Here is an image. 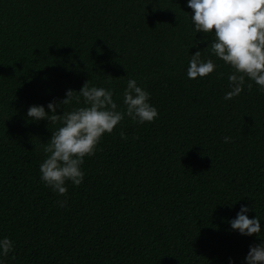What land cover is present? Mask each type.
<instances>
[{
  "label": "trees",
  "instance_id": "obj_1",
  "mask_svg": "<svg viewBox=\"0 0 264 264\" xmlns=\"http://www.w3.org/2000/svg\"><path fill=\"white\" fill-rule=\"evenodd\" d=\"M191 13L186 0H0L5 264H243L264 240V229L243 236L228 223L241 204L264 218V92L253 83L223 99L232 69L195 33ZM197 50L217 67L188 79ZM129 78L151 93L158 119L125 118L104 134L59 207L65 196L39 180V163L60 124L28 119L27 107L88 80L111 88L122 108Z\"/></svg>",
  "mask_w": 264,
  "mask_h": 264
},
{
  "label": "clouds",
  "instance_id": "obj_2",
  "mask_svg": "<svg viewBox=\"0 0 264 264\" xmlns=\"http://www.w3.org/2000/svg\"><path fill=\"white\" fill-rule=\"evenodd\" d=\"M186 4L192 10L190 17L195 33L207 34L209 52L232 69L227 75L229 90L223 99L238 96L245 87L251 89L253 83L258 91L264 92V0H186ZM197 43L193 40L192 45ZM216 67L215 60L202 59L201 51L197 50L188 59L186 77L204 78ZM246 78L252 83L246 84ZM150 97L146 88L129 78L122 92L121 108L113 99L111 88L90 85L86 80L78 91L67 89L62 99L53 97L46 105H29L26 110L28 119H43L52 124L59 121L60 124L43 143L44 158L39 163V180L58 196L67 193L66 182L79 186L85 175L81 167L84 158L95 153L104 134L112 133L125 118L136 124L158 119V109ZM81 98L83 106L65 110L64 106L73 101L80 105ZM61 107L63 111L57 114ZM119 135L127 139L122 130ZM222 140L228 143L231 137L224 136ZM56 203L65 207L66 196ZM249 211L247 204H241L234 218L228 221L230 230L243 236H258L264 229L261 225L264 218L257 215L249 218ZM12 248V240L0 236V264H5L3 257ZM227 264H234L232 257H228ZM243 264H264V240L248 246Z\"/></svg>",
  "mask_w": 264,
  "mask_h": 264
}]
</instances>
